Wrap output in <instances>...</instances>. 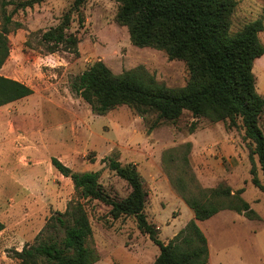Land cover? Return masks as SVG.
Listing matches in <instances>:
<instances>
[{
	"label": "rangeland",
	"instance_id": "1",
	"mask_svg": "<svg viewBox=\"0 0 264 264\" xmlns=\"http://www.w3.org/2000/svg\"><path fill=\"white\" fill-rule=\"evenodd\" d=\"M235 1L231 33L257 19L264 22V0ZM72 3L45 0L25 9L6 7L13 25L0 75L33 93L0 107V264H20L14 252L25 245L63 237L50 217L63 213L76 194L71 180L53 167L52 158L77 173L99 172V183L118 199L130 190L102 160L112 157L122 165H135L147 193V220L167 244L193 218L172 188L162 161L165 151L185 144H190L189 166L203 188L223 184L233 192L242 189L241 197L258 215L249 220L222 211L197 222L207 240L208 263L264 264V192L251 184L242 129L194 118L189 112L174 122L159 121L156 114L142 117L126 105L105 115L93 113L72 92L71 83L95 62L114 74L141 66L167 88L185 86L188 71L182 61L169 60L162 51L132 45L127 29L115 21L119 4L112 0H86L79 14H72L69 27L79 40L77 52L49 54L40 35L56 27ZM259 40L264 45V30ZM252 72L256 91L264 97V55L254 61ZM259 127L264 134V111ZM253 160L264 185L257 158ZM85 208L92 229L87 247L98 255L92 264L154 263L159 248L138 230L133 218L113 219L110 208L98 201L85 203Z\"/></svg>",
	"mask_w": 264,
	"mask_h": 264
},
{
	"label": "trees",
	"instance_id": "2",
	"mask_svg": "<svg viewBox=\"0 0 264 264\" xmlns=\"http://www.w3.org/2000/svg\"><path fill=\"white\" fill-rule=\"evenodd\" d=\"M44 1L0 0V69L9 56L7 36L13 25L6 7L14 5L15 10L25 9ZM112 1L119 4L115 21L127 29L132 45L162 51L169 60L182 61L188 80L181 88H167L141 66L114 74L102 62H95L73 79L72 92L97 115L126 105L142 117L156 114L159 121L174 122L183 112H189L194 118L224 122L229 129L241 128L243 139L248 142L251 184L264 192L253 160L257 158L264 182V134L259 127L264 97L256 91L252 72L254 61L264 55V45L259 40L264 30L263 19L246 23L231 33L235 0ZM85 2L73 0L61 22L41 33L40 41L49 54L59 50L77 52L79 40L69 32V27L72 14H79ZM32 93L23 83L0 75V107ZM152 128L153 125L149 130ZM189 148L190 144H185L165 151L162 156L172 188L193 213V218L167 244L158 239L157 229L147 220V193L135 165H122L112 157L102 160L130 190L126 197L118 199L107 194L99 183V172L77 173L52 158L51 164L71 180L76 194V200L69 203L63 213L50 217L63 237L59 241L50 239L25 245L21 251L14 252V258L20 264L96 262V251L87 247L92 229L85 203L98 201L110 208L109 215L113 219L133 218L138 230L158 246L159 255L153 264H209L207 240L197 222L222 211H232L249 220H257L258 215L241 197L242 189L233 192L223 184L203 188L189 166Z\"/></svg>",
	"mask_w": 264,
	"mask_h": 264
}]
</instances>
